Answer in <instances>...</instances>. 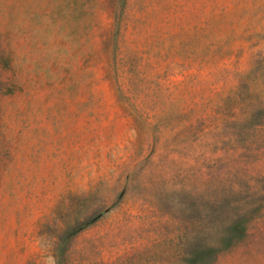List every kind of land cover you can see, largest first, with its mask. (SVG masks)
I'll return each instance as SVG.
<instances>
[{
	"label": "rangeland",
	"instance_id": "374dc122",
	"mask_svg": "<svg viewBox=\"0 0 264 264\" xmlns=\"http://www.w3.org/2000/svg\"><path fill=\"white\" fill-rule=\"evenodd\" d=\"M0 264H264V0H0Z\"/></svg>",
	"mask_w": 264,
	"mask_h": 264
},
{
	"label": "trees",
	"instance_id": "16d2710c",
	"mask_svg": "<svg viewBox=\"0 0 264 264\" xmlns=\"http://www.w3.org/2000/svg\"><path fill=\"white\" fill-rule=\"evenodd\" d=\"M61 239H62V238H61ZM60 241H61V240H60V239H58V242H57V244H58V245H60ZM62 241H63V240H62ZM63 242H64V241H63ZM61 244H62V243H61Z\"/></svg>",
	"mask_w": 264,
	"mask_h": 264
}]
</instances>
